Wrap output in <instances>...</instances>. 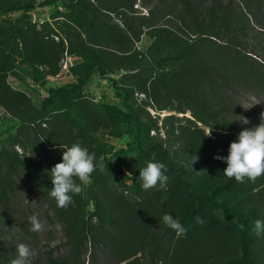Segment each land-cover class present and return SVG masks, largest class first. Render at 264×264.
Listing matches in <instances>:
<instances>
[{"label":"rangeland","instance_id":"1","mask_svg":"<svg viewBox=\"0 0 264 264\" xmlns=\"http://www.w3.org/2000/svg\"><path fill=\"white\" fill-rule=\"evenodd\" d=\"M148 1L0 0V50L11 58L6 67L0 65V151L20 189L15 198L6 190L8 200L0 189V264H9L21 243L36 253L31 264H43L48 251L55 264H73L69 225L74 216L87 226L85 264H91V256L97 264H244L235 221L196 198L212 191L228 210L251 212L249 259L264 264V234L254 231L255 221L264 220V178H246L226 189L227 164L214 158L227 157L239 133L261 123L264 59L235 49L219 57V43L205 39L197 46L193 80L178 79L165 39L170 23L159 19L167 25L155 43L140 25L138 18L149 15ZM76 3L93 14L92 22L72 9ZM186 34L180 32L184 40H198ZM67 56L72 67L54 78ZM219 61L232 73L255 74V87H225ZM70 84L78 87L57 92ZM134 125L138 150L128 146ZM77 142L104 170L97 167L91 182L71 194L74 202L59 208L49 194L50 171ZM155 145L169 179L164 189L158 184L144 190L139 170L154 161V152L140 153ZM181 170L190 187L177 182ZM165 213L180 221L186 235L164 224ZM32 215L44 223L43 231H31ZM197 215L204 224H197ZM158 246L161 261H151Z\"/></svg>","mask_w":264,"mask_h":264},{"label":"trees","instance_id":"2","mask_svg":"<svg viewBox=\"0 0 264 264\" xmlns=\"http://www.w3.org/2000/svg\"><path fill=\"white\" fill-rule=\"evenodd\" d=\"M164 2L168 4H163ZM145 7L149 9V15L147 18L141 16L139 19L142 28L147 29V33H152L153 43L160 41L163 37V26L159 19H165L167 23H170L171 28L169 35L165 37L169 42V47L173 53L169 60L172 63V67L178 76L183 80L191 81L195 71V61L197 58V46L202 44L205 39L210 41H216L220 48L218 54L219 57H224L225 53L229 50L235 49L243 52L244 54H258L264 59V40L259 39V36L264 37V0H149ZM72 9L75 11H83L88 14L89 22L93 21V14H90L84 5L79 3L74 4ZM88 12V13H87ZM163 12L162 15L159 14ZM148 22V23H147ZM132 36L134 32H130ZM181 33H187L189 38V32L194 33L193 36H197L198 40L190 41L184 40ZM142 35L140 31L138 37ZM192 35V34H191ZM253 37L256 41H251ZM91 56L98 64H102V61L98 55L90 52ZM249 57V56H246ZM226 59V58H225ZM11 58L5 55L4 50H0V65L6 67ZM220 75L219 79L225 87H229L232 90L236 87H255L251 84V77L255 74L249 75L247 71L239 70L234 73L228 68L227 63L219 61ZM262 68L264 65L261 64ZM101 69V68H100ZM2 70H0L1 72ZM100 72H103L101 69ZM204 74L205 71H200ZM205 83H208L205 77L202 78ZM198 85V83H197ZM77 84H70L57 90V92H63L66 89L75 90ZM235 92V91H234ZM226 110V109H225ZM223 111V108H221ZM138 125H134L132 128L133 142L128 146L132 150H138ZM236 131V128L233 129ZM151 152H154V161L161 162L163 154L159 146L155 145L147 152H141V156H145ZM11 166L6 159V156L0 151V189L4 193L5 200H8L5 195V191L9 190L15 198V192L20 191L16 183L10 178L13 174ZM168 169V167H167ZM182 170L177 174L176 180L179 184L186 187H190V183L181 178ZM264 178V174L260 178ZM237 182L235 179H227L223 184L226 189H231ZM200 203L212 202L214 208L219 215L226 221H235L238 229L241 261L244 264H252L249 259V246L251 244L249 236V221L252 218L251 212H232L225 208L219 201L216 191H212L208 195L196 196ZM6 202V201H5ZM4 202V203H5ZM17 208L18 205L15 204ZM222 210V211H221ZM63 215V214H61ZM70 239L71 240V258L73 264H85L83 256L87 255V249L83 247V241L87 239V226L83 220H78L74 216L70 222ZM69 235V234H68ZM154 252L150 256V260L161 261L162 250L160 246L155 247ZM106 257V255H105ZM108 257H106L107 259ZM91 264H97L91 256ZM122 261L110 262L108 264H120ZM43 264H55L52 251L46 253ZM60 264H65L64 262Z\"/></svg>","mask_w":264,"mask_h":264},{"label":"clouds","instance_id":"3","mask_svg":"<svg viewBox=\"0 0 264 264\" xmlns=\"http://www.w3.org/2000/svg\"><path fill=\"white\" fill-rule=\"evenodd\" d=\"M211 132L212 129L207 136H211ZM214 158L226 162L227 167L223 174L229 179L234 178L237 183H244L246 178L255 182L264 174V112L261 113V123L257 127L242 130L237 140L230 143L227 157L217 155ZM197 159L198 157L194 156L192 163ZM97 167L104 170L103 163L97 164L95 154H90L80 143L66 147L62 154V162L55 164L50 171L53 187L49 194L55 199L57 207L66 208L73 203L71 194H79L83 190L81 185L91 182V175ZM167 170L166 164L162 162L146 161V166L139 170L138 179L142 181V188L149 190L158 184L161 189L166 188L169 179L165 175ZM76 178L80 184L76 182ZM194 219L197 224L205 223L199 215ZM162 220L178 236L186 235L187 229L173 215L165 213ZM29 222L33 232H41L45 228L44 223L36 215L30 216ZM254 231L257 235L264 234V220L255 221ZM15 251L17 255L9 264H31V257L36 255L29 245L23 243L18 244Z\"/></svg>","mask_w":264,"mask_h":264},{"label":"built area","instance_id":"4","mask_svg":"<svg viewBox=\"0 0 264 264\" xmlns=\"http://www.w3.org/2000/svg\"><path fill=\"white\" fill-rule=\"evenodd\" d=\"M72 67V60L69 56L63 60L62 65H60V73H57L54 78H58L61 76V73H67L68 69Z\"/></svg>","mask_w":264,"mask_h":264}]
</instances>
